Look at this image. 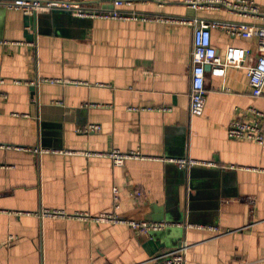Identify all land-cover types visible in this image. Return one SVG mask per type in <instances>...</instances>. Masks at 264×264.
Listing matches in <instances>:
<instances>
[{
    "label": "crops",
    "instance_id": "crops-1",
    "mask_svg": "<svg viewBox=\"0 0 264 264\" xmlns=\"http://www.w3.org/2000/svg\"><path fill=\"white\" fill-rule=\"evenodd\" d=\"M7 1L0 0V264H151L182 244L187 264H264V147L228 137L233 121L264 113V98L252 96L245 69L210 67L205 112L192 116L194 29L164 20L264 26V0H253L262 18L196 9L188 4L195 0H134L115 10L137 21L57 12L29 29ZM50 1L111 12L116 0ZM212 44L221 58L229 47L255 50L254 41L220 30ZM114 150L215 166L116 167L103 156ZM115 189L120 219L169 225L150 237L121 223L43 216L114 212ZM136 190L142 199L132 197Z\"/></svg>",
    "mask_w": 264,
    "mask_h": 264
},
{
    "label": "built area",
    "instance_id": "built-area-1",
    "mask_svg": "<svg viewBox=\"0 0 264 264\" xmlns=\"http://www.w3.org/2000/svg\"><path fill=\"white\" fill-rule=\"evenodd\" d=\"M134 0H116L114 10L111 12L94 11L85 9L76 3L50 0H10L5 2L6 9L19 11L25 17H39L50 14L54 10L69 11L74 17L80 19H103V20H138L136 16H128L119 13L116 8L130 5ZM193 8L204 10H222L236 13L245 17L262 18L261 11L253 0H195L188 1ZM142 20H145L142 19ZM171 23L190 25L194 29L193 35V69L190 92V114L194 117H201L206 107V67L226 69L228 67L243 68L246 71L249 85L254 98H264V26L249 25L218 20H196V19H164ZM220 30L231 38H240L255 42V50H248L237 47H229L225 56L221 58L217 49L212 44V31ZM58 82V81H52ZM254 119L250 122L235 120L228 128V137L231 140L249 141L264 147V113L256 109L251 110ZM99 126H89L87 132H99ZM103 156L109 158L114 166H123L127 161L157 160L169 163L180 170H189L193 167H214L213 163H204L192 159H156L146 157L139 151L121 153L114 150ZM142 192L136 190L132 193L135 199H142ZM115 211L102 213L98 216H91L88 213H76L67 215L62 211L45 210L43 216L61 219H76L91 221L98 224L116 225L126 224L136 234L150 236L155 232L163 231L168 222L136 221L135 219H120L116 210L117 189H115ZM188 247L180 245L175 249L164 251L154 256L151 264H187Z\"/></svg>",
    "mask_w": 264,
    "mask_h": 264
},
{
    "label": "water",
    "instance_id": "water-1",
    "mask_svg": "<svg viewBox=\"0 0 264 264\" xmlns=\"http://www.w3.org/2000/svg\"><path fill=\"white\" fill-rule=\"evenodd\" d=\"M47 1V0H46ZM57 12H68V13H70L69 11H65V10H54L52 13H57ZM71 14V13H70ZM40 17V16H39ZM25 19H26V25H27V28L29 29L30 28V26L31 25H33V28H34V26H35V24L36 25H38L37 24V19H38V17H25ZM210 67H206V70H208ZM182 172H185V170H181ZM152 236V235H151ZM150 236V237H151Z\"/></svg>",
    "mask_w": 264,
    "mask_h": 264
}]
</instances>
